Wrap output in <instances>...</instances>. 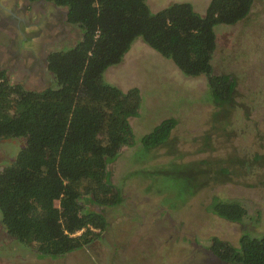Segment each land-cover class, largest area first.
Returning <instances> with one entry per match:
<instances>
[{
    "label": "trees",
    "instance_id": "trees-1",
    "mask_svg": "<svg viewBox=\"0 0 264 264\" xmlns=\"http://www.w3.org/2000/svg\"><path fill=\"white\" fill-rule=\"evenodd\" d=\"M42 1L65 8L66 22L82 36L72 47L48 54L53 87L25 90L0 73V140L25 138L15 159L0 169V217L17 243L40 258H57L100 239L107 221L99 208L121 202L107 165L133 144L130 119L138 114L140 95L135 88L124 92L107 84L105 70L118 65L140 38L182 75L205 76L217 112L226 114L235 81L213 75L214 27L245 20L254 0H210L204 16L188 3L152 13L146 0ZM176 124L164 120L143 136L144 150L166 145ZM153 175L182 179L191 198L210 184L230 181L231 173L203 160L172 162ZM82 201L98 210L85 211ZM210 211L232 223L246 216L240 203L217 197ZM210 251L233 264H264V236L242 235L236 248L213 239Z\"/></svg>",
    "mask_w": 264,
    "mask_h": 264
},
{
    "label": "rangeland",
    "instance_id": "rangeland-1",
    "mask_svg": "<svg viewBox=\"0 0 264 264\" xmlns=\"http://www.w3.org/2000/svg\"><path fill=\"white\" fill-rule=\"evenodd\" d=\"M209 1L146 0V4L156 13L173 3H188L204 16ZM66 30L65 38L51 44V37L43 36L46 54L72 47L81 39L79 27L69 24ZM214 32L213 75H229L235 81L228 113L217 112L205 76L182 75L170 60L136 39L122 61L103 74L107 84L124 92L135 88L140 95L138 114L130 119L133 144L122 147L117 159L107 165L121 202L99 208L106 230L90 245L57 258H40L12 237H3L0 264H216L208 256L213 239L236 248L242 235L264 236V0L253 1L245 20L217 25ZM33 76L34 72H8L9 82L25 90L54 86L46 66L41 79L30 82ZM170 118L177 124L168 143L145 151L142 137ZM24 145L25 138L0 140V169ZM172 149L175 152L169 153ZM203 160L227 168L230 181L210 184L186 198L182 179L153 175L172 162ZM214 197L240 203L246 216L239 223L218 217L210 211ZM81 203L85 211L98 210Z\"/></svg>",
    "mask_w": 264,
    "mask_h": 264
},
{
    "label": "flooded vegetation",
    "instance_id": "flooded-vegetation-1",
    "mask_svg": "<svg viewBox=\"0 0 264 264\" xmlns=\"http://www.w3.org/2000/svg\"><path fill=\"white\" fill-rule=\"evenodd\" d=\"M66 25V12L50 2L0 0V73L8 79L9 71L34 72L30 82L41 79L49 54L45 53L48 43L43 36L51 37L50 44L61 36L65 38ZM30 82L25 80L26 84ZM3 237L11 236L0 221V252L5 249ZM208 253L216 264H233L213 255L210 248Z\"/></svg>",
    "mask_w": 264,
    "mask_h": 264
},
{
    "label": "water",
    "instance_id": "water-1",
    "mask_svg": "<svg viewBox=\"0 0 264 264\" xmlns=\"http://www.w3.org/2000/svg\"><path fill=\"white\" fill-rule=\"evenodd\" d=\"M51 3V2H50ZM53 4V3H52ZM54 5V4H53ZM55 6V5H54ZM66 14H67V11H66Z\"/></svg>",
    "mask_w": 264,
    "mask_h": 264
}]
</instances>
